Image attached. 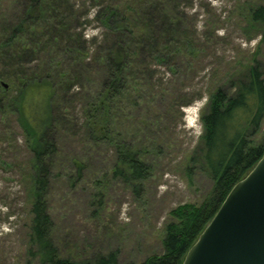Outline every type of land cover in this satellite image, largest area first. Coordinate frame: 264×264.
<instances>
[{"label":"trees","instance_id":"1","mask_svg":"<svg viewBox=\"0 0 264 264\" xmlns=\"http://www.w3.org/2000/svg\"><path fill=\"white\" fill-rule=\"evenodd\" d=\"M27 1L16 15L0 19V109L17 114L31 152L29 252L39 264H121L115 250L86 260L62 256L53 240L47 196L58 153L56 133L72 119L66 101L79 80L100 77L99 90L82 106L86 132L91 139L113 145L115 175L142 192L152 165L141 149L118 133L116 118L131 101L137 103V88L131 83L147 75L151 61L177 71L181 58H195L203 51L198 29L188 24L185 0ZM88 3L98 6L92 18L103 29L89 39L81 26L84 13L79 12L90 9ZM246 11L248 23L264 36V3L253 2ZM41 54L63 57L54 71L56 78L40 64L29 67L31 60H41ZM50 68L54 70L52 64ZM244 68L228 81L233 89L223 82L216 85L201 115L204 132L191 161L214 180L212 192L202 204L188 202L172 209L163 238L165 251L135 264H182L234 185L264 155V138L257 139L264 124V73L259 62ZM4 80L8 88L2 86Z\"/></svg>","mask_w":264,"mask_h":264},{"label":"rangeland","instance_id":"2","mask_svg":"<svg viewBox=\"0 0 264 264\" xmlns=\"http://www.w3.org/2000/svg\"><path fill=\"white\" fill-rule=\"evenodd\" d=\"M22 2L0 0V19L16 15ZM253 2L264 0H185L188 24L198 29L203 51L195 58H181L177 71L151 61L147 75L132 80L138 101H131L117 116L116 130L152 165L142 192L115 175L113 145L91 139L86 132L82 106L99 90L100 77L81 79L72 89L66 101L72 119L56 133L58 153L47 196L60 255L86 260L115 250L121 264L139 263L165 251L163 238L172 209L188 202L202 204L212 192L214 180L191 157L200 145L201 115L216 85L223 82L233 89L228 81L247 64L259 62L264 73V36L256 34L246 16ZM89 3L90 9L79 10L88 39L103 31L92 18L98 6ZM40 56L29 67L40 64L53 73L63 60ZM186 100L191 102L184 105ZM262 128L257 139L264 138V124ZM31 158L17 114L0 109V264H39L29 252Z\"/></svg>","mask_w":264,"mask_h":264},{"label":"water","instance_id":"3","mask_svg":"<svg viewBox=\"0 0 264 264\" xmlns=\"http://www.w3.org/2000/svg\"><path fill=\"white\" fill-rule=\"evenodd\" d=\"M224 201L182 264H264V155Z\"/></svg>","mask_w":264,"mask_h":264}]
</instances>
